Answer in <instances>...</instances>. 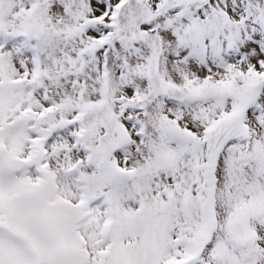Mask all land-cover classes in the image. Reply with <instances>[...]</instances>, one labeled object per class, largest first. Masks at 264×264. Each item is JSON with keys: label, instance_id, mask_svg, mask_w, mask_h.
Returning <instances> with one entry per match:
<instances>
[{"label": "snow or ice", "instance_id": "snow-or-ice-1", "mask_svg": "<svg viewBox=\"0 0 264 264\" xmlns=\"http://www.w3.org/2000/svg\"><path fill=\"white\" fill-rule=\"evenodd\" d=\"M0 264H264V0H0Z\"/></svg>", "mask_w": 264, "mask_h": 264}]
</instances>
